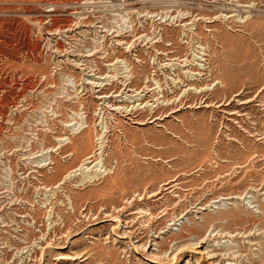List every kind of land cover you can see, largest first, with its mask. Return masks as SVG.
I'll use <instances>...</instances> for the list:
<instances>
[{
    "label": "rangeland",
    "instance_id": "374dc122",
    "mask_svg": "<svg viewBox=\"0 0 264 264\" xmlns=\"http://www.w3.org/2000/svg\"><path fill=\"white\" fill-rule=\"evenodd\" d=\"M74 1L0 0V264H264V0H91L113 16ZM117 59L119 80L63 99ZM124 81L155 89L151 111L118 110L138 104L115 103ZM164 94L181 101L153 109ZM84 107L89 134L45 155ZM97 135L113 174L64 185Z\"/></svg>",
    "mask_w": 264,
    "mask_h": 264
},
{
    "label": "bare ground",
    "instance_id": "6f19581e",
    "mask_svg": "<svg viewBox=\"0 0 264 264\" xmlns=\"http://www.w3.org/2000/svg\"><path fill=\"white\" fill-rule=\"evenodd\" d=\"M64 1V0H63ZM80 1L81 0H75L74 1V3L75 4H79L80 3ZM89 1H91V0H86V2H85V4L87 3H89V4H93L94 3V5H90L94 10H96V11H98V13L101 11L102 13L103 12H107L108 14H112V16L113 15H115V14H119V8H116L115 7V5L114 6H112V5H107V4H109V3H113V2H110V1H97L96 3L95 2H93V1H91V2H89ZM9 2V1H8ZM68 3V2H67ZM66 3V4H67ZM70 3V2H69ZM68 3V4H69ZM62 3H43V5L44 6H46V8L47 9H49V10H46V12L44 13V15H42V18L41 19H38L39 21V23H42V25L43 26H47L50 30H52V28L54 27V24H55V21H56V11H57V6H59V5H61ZM96 4V5H95ZM99 4H101V5H99ZM43 6V7H44ZM89 6V5H88ZM245 7H247V6H245ZM45 8V9H46ZM114 11H115V13H114ZM116 11L118 12V13H116ZM90 12V11H89ZM110 12H113V13H110ZM180 14H178V16L177 17H174L173 19H172V21H173V23H174V21H175V23L178 21V19H182V18H185L184 16H182V15H180ZM119 17H120V15H119ZM60 19L61 20H66L65 18H61L60 17ZM122 19H124V16H123V18H121V20ZM161 19H162V17H161ZM120 19H117V21L118 22H120L119 21ZM171 20V19H170ZM179 20V21H180ZM84 23V22H83ZM178 26V25H177ZM57 28V29H56ZM65 29H67V30H71V28H65ZM65 29H59L57 26L53 29V31H52V33H50L49 31V33L51 34V36H54V35H58V33H60V32H62L63 30H65ZM123 30V29H122ZM60 31V32H59ZM133 31V30H132ZM82 32H84V31H82ZM67 33H70V32H67ZM52 34H54V35H52ZM133 34V33H132ZM83 37V36H82ZM67 38H70L69 36L67 37ZM137 40V39H136ZM102 45V43L101 44H98V46H101ZM127 48H126V50L128 49L129 51H130V47H131V44H130V46L129 45H127L126 46ZM56 48H57V46H56ZM57 50H58V48H57ZM89 56V55H88ZM75 57H77V56H75ZM84 57H87V55H82L81 57H80V59H78V60H73V61H76V62H79V60H81V58H84ZM68 60V59H67ZM121 62L117 59V61L115 62V63H113L112 65H109L108 66V74H106V76L105 77H102V76H97V75H95V74H93V75H87V77H85V79L83 78V80H82V82H81V80H79L80 82H81V84H78V80H76V78H74V77H72V76H69L68 78H67V80L65 81V85H64V88H63V99H65V100H71V98L73 97V95H75V97L77 98L76 100L78 101L79 100V94L77 93L78 92V90H80V89H83V90H85L87 87H88V85H90V86H92V89H94V88H101V87H103V86H107V84L106 83H110L111 84V82H113L116 78L118 79V76L120 77V75H122L123 76V74L125 73V72H127V70H124V71H122V69H120L119 68V66H117L116 64H120ZM186 66V65H185ZM121 76V77H122ZM47 77V76H46ZM90 77H92L93 79H90ZM128 77L129 76H126V77H124V79L126 78V79H128ZM87 78V79H86ZM123 78V77H122ZM119 80V79H118ZM85 81V82H84ZM79 82V83H80ZM124 85H125V88L122 90V92H124V91H126V89H127V86H126V81H124V82H122ZM87 86V87H86ZM186 87H187V85H186ZM145 88H147V87H145ZM160 88L162 89V85H160ZM88 89V88H87ZM155 90V89H154ZM154 90H148L147 92L143 89L142 91H139V93H135L136 91H132V90H130V89H127V93H130V92H132L131 94H128V95H126V96H128V97H125V98H123L122 100H118V101H116L115 100V103L117 104V102L118 103H123V102H125V103H127L128 102V104L129 103H131V104H136V103H138L137 104V106H135V105H132V106H127V104H126V106L125 107H122V106H117V108H118V110L119 109H121V110H123V109H129V107L131 108V111L132 110H145V109H148L149 111H151L150 110V108H149V105H148V103L149 102H151L153 99H154V97L156 98V96H157V94L155 93V92H152V91H154ZM163 90V89H162ZM190 90H192V88H190L189 90H187V91H190ZM195 90V89H194ZM203 90V89H202ZM201 90V91H202ZM82 91V90H81ZM92 91V90H91ZM97 91V90H96ZM204 91V90H203ZM152 92V93H151ZM197 92V91H196ZM199 92V91H198ZM197 92V93H198ZM150 94H152L151 96H150ZM120 96V95H119ZM69 97V98H68ZM74 97V98H75ZM131 97V98H130ZM184 97V96H183ZM68 98V99H67ZM126 98H129V100L127 101V100H125ZM169 98V96H167V95H163L162 96V98L161 99H157L155 102H153V104H155L154 105V108L153 109H163V108H165V106L166 107H169V106H171L173 103H175V102H180L181 100L179 99V100H174L172 103L170 102L171 100H169L168 99ZM62 99V98H61ZM61 99L60 100H57V102H59L60 104H61ZM81 99V98H80ZM131 99V100H130ZM82 100V99H81ZM80 100V101H81ZM74 101H75V99H74ZM133 101H135L134 103H133ZM162 101V102H161ZM165 102H167V103H165ZM72 103V102H71ZM79 103V102H78ZM82 103V102H81ZM165 103V105H163L162 106V104H164ZM59 104V105H60ZM77 104V103H76ZM113 104V103H112ZM153 104L152 105H150V106H153ZM55 105V104H54ZM62 106H65L64 104H62L61 105V107ZM112 106H114V104L112 105ZM60 107V108H61ZM60 108L58 107V113L60 114ZM86 107H84V108H79V112L78 113H75L76 111L75 110H71V111H75V112H71L70 110V114H68L67 115V119H65L64 120V122H63V126H64V128L65 129H67V131L69 132L67 135H65V136H62V137H56L55 139H54V141L56 142L55 143V146L53 147V148H51V149H48L47 151H46V153L45 152H43V147L44 146H42L43 144H41L40 145V147H42V152L45 154V155H47L48 153H53V154H56V155H60L61 154V152H62V150L65 148V147H68L69 145H73L74 144V139H78V138H84V136L86 135H88L89 134V121H88V117H89V111L87 110L86 112L84 111V109H85ZM56 109H57V107H53L52 108V111H53V113L55 114L56 113ZM66 109H68V108H66ZM74 109H76L75 107H74ZM86 110V109H85ZM62 111V110H61ZM64 111H65V108H64ZM128 111V110H127ZM58 113L57 114H55L54 115V117L56 116V115H58ZM61 115V114H60ZM52 116H53V114H52ZM96 116H98V117H100V113H98V115H96ZM102 118H104V116H101ZM59 118V117H58ZM102 118H101V121L99 122V124H102L104 121L102 120ZM57 119V118H56ZM62 121V120H61ZM98 124V125H99ZM104 124V123H103ZM47 130V129H46ZM49 132V131H48ZM106 132V131H105ZM48 134V133H47ZM83 138H82V140H83ZM91 139V138H90ZM89 139V136H88V141L86 142V144H88V148H89V152L87 153V154H85V156H83L82 157V159L80 160V163H79V165H78V167L76 168V169H74V170H72V171H70V173L69 174H67L63 179H62V183L65 185V181L67 180V179H70V178H75V177H77V176H82L81 177V183L82 184H80V185H76V187H79V188H76L77 190L78 189H81L80 187H82L83 189H84V187L86 186V183H88L89 184V182L90 183H94V181H92V179H99L100 180V178H106V177H108L109 175H112L113 174V172L111 171V170H109V169H107V168H105L104 170L102 169L103 168V166L100 168L99 167V165L101 166V164H100V161H97V158H99V156H103L104 155V153H105V149L107 148V143H108V139H106V135L104 136H99L98 137V135L96 136V148L94 149L93 147H92V143H91V140ZM76 146V148H78V144H75ZM45 151V150H44ZM23 152H25V151H23ZM67 156H65V158H69V157H74V152H71L70 154H66ZM25 158V157H24ZM27 158V157H26ZM33 159V158H32ZM63 161V160H62ZM33 162V161H32ZM53 157H47V158H45V160L43 161V163L44 164H42L41 162H39V167L41 168V167H46V166H48V165H50V164H55V162H53ZM30 163H31V161H30ZM34 163V162H33ZM42 164V165H41ZM24 165V164H23ZM35 167H36V165H35ZM39 169V168H38ZM35 173V172H34ZM38 173V172H37ZM88 179V180H87ZM71 180V179H70ZM98 180V181H99ZM97 181V182H98ZM96 182V181H95ZM62 184V185H63ZM95 184V183H94ZM61 185V184H60ZM90 185V184H89ZM58 186V185H57ZM88 186V185H87ZM46 187V186H45ZM61 188V187H60ZM46 189V188H45ZM47 190V189H46ZM48 191V190H47ZM7 193H8V191H6ZM10 192V191H9ZM5 193V192H4ZM66 194V193H65ZM12 195H13V193H12ZM50 197V196H49ZM48 197V198H49ZM54 200H55V198H53ZM52 199V200H53ZM68 200V199H67ZM71 201V200H70ZM63 202V201H62ZM69 202V201H68ZM72 203V202H71ZM62 204V203H61ZM43 206H44V204H43ZM47 206V205H46ZM25 209H27L26 207H25ZM43 209V208H42ZM32 211V210H31ZM23 212V211H22ZM26 212V211H25ZM37 213H39V211L37 212ZM41 214V213H40ZM26 217V216H25ZM31 217V216H30ZM32 218H33V216H32ZM1 221V220H0ZM28 226V225H27ZM53 228V227H52ZM48 232V231H47ZM47 235H49L50 233H46ZM61 234V233H60ZM64 235V234H63ZM66 235V234H65ZM55 236V235H54ZM58 236V235H57ZM45 238V237H44ZM37 244V243H36ZM33 245V244H32ZM30 246V245H29ZM28 249V248H27ZM31 249H32V247H31ZM30 251V250H29ZM31 252V251H30ZM22 253V252H21ZM21 253H20V255H21ZM18 254V253H17ZM27 254V253H26ZM32 254V253H31ZM62 254V253H61ZM60 253L59 254H56L57 256H59V257H61L60 255H61ZM24 255V254H23ZM17 257V256H16ZM63 257V256H62ZM25 257H23V259H24ZM58 258V257H57ZM20 259V258H19ZM176 260H178V257H172L171 259H166V262L167 263H169V264H174L175 262H176ZM27 261V260H26ZM26 261H24V262H26ZM163 261V260H162ZM23 262V263H24ZM163 262H165V261H163Z\"/></svg>",
    "mask_w": 264,
    "mask_h": 264
}]
</instances>
